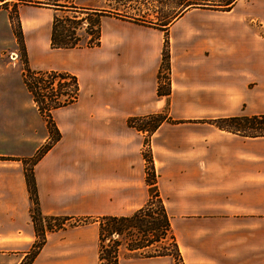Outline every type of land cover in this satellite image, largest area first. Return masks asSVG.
Segmentation results:
<instances>
[{
  "label": "crops",
  "instance_id": "obj_1",
  "mask_svg": "<svg viewBox=\"0 0 264 264\" xmlns=\"http://www.w3.org/2000/svg\"><path fill=\"white\" fill-rule=\"evenodd\" d=\"M26 2L30 5L19 17L29 66L70 73L80 84L78 101L56 110L61 138L33 167L43 215L105 214L103 205L102 210L94 205V196L105 192L119 214L132 211L130 205L142 206L145 173L140 157L127 155L136 134L128 120L166 111L169 119L191 128L177 151L165 136L169 123L152 134L160 194L185 264H264V137L240 136L212 123L264 113V0H238L231 11L195 7L168 25L112 8L77 5L104 14H99V43L73 48L52 46L57 5ZM2 15L0 132H9L27 119L15 112L14 74L25 82L23 69L16 71L8 55L16 34L10 18ZM166 39L170 93L165 96L159 94V74ZM54 54L58 64L46 62ZM28 95L34 118L30 127L38 140L29 153L0 150V219L7 221V231L22 227L33 240L26 162L50 132ZM104 147L106 157L95 156V149ZM102 164L106 174L96 173ZM98 228L91 223L47 231L32 264H86L83 250L88 239L97 241L98 250ZM136 264L174 261L170 256L142 257Z\"/></svg>",
  "mask_w": 264,
  "mask_h": 264
},
{
  "label": "rangeland",
  "instance_id": "obj_2",
  "mask_svg": "<svg viewBox=\"0 0 264 264\" xmlns=\"http://www.w3.org/2000/svg\"><path fill=\"white\" fill-rule=\"evenodd\" d=\"M26 1H32L33 6L37 7H43L44 5H41L40 1L42 0H0V24L3 22V15L6 16V18H10V22L12 24L13 30L15 31V39L13 42L14 49L10 50V53L16 52L18 55L15 61V69L16 71H21L23 68H26L29 63H27L26 60V54H24L23 49V41L21 37L18 35L20 34V17L19 14L21 11L25 10L27 8V5L29 2ZM176 1L177 0H45L44 3H55L57 5V15L60 20V28L58 29V35L60 37H66V40L63 42L74 43V38L79 37L78 34L85 33V26L82 23L83 21L87 22L90 27L92 28V32L96 31L98 32V20L100 21V15L104 14L102 13H95L91 11H86L80 6H98L102 11H106L107 8H112L114 10H119L120 12L126 14L128 13L131 16H138L142 20H146L148 22H157L158 25H162L161 23H164L166 21H169L175 12L176 7ZM214 3H217L219 1L223 0H212ZM238 1V0H237ZM7 2V4H5ZM30 5V4H29ZM28 5V6H29ZM235 7V5H234ZM233 7V8H234ZM205 9H209L212 11H224V10H217L207 7H201ZM39 11H43L42 8H38ZM232 10V9H231ZM231 10H225V11H231ZM157 17L160 18V20H157ZM83 19V20H80ZM163 20V22H161ZM172 23V22H171ZM87 27V26H86ZM96 27V28H95ZM2 27L0 26V31ZM62 32V34H61ZM94 34V33H93ZM94 34V35H95ZM85 39H88L87 35L84 34ZM85 41H81L80 44H84ZM165 47V46H164ZM25 55V56H24ZM52 62L54 64H58L59 59L54 54L51 56L50 59H48L46 62ZM159 74V85L164 91L166 89V84L168 83L170 79V71L166 68L160 69ZM50 80V81H49ZM54 83L52 79L45 80L40 83V87H47V89H51L52 87L57 88L59 81L61 79L59 78H53ZM49 82H52L49 84ZM52 87H49V86ZM46 89H44L45 91ZM13 100L15 102V112L20 111L21 116L23 115V118L26 119V123H23L21 125L14 126V130L9 132H0V150H4L6 152L10 153H29L32 151L35 143L38 140L36 132L30 127V119L31 122H33V112H29L28 101H29V95L28 90L23 85V82L21 80V77L19 73L14 74V84H13ZM33 105V103H32ZM70 106V105H69ZM31 107V106H30ZM68 106H64L61 108H65ZM59 108V110L61 109ZM58 110V109H57ZM31 111H33L31 109ZM35 111V110H34ZM166 112V111H165ZM30 116L29 118V114ZM15 114L13 120L17 121L19 118ZM57 115V111L53 114V122L56 124L55 117ZM46 121V119H45ZM160 123L159 125H162L163 123L168 124V130L165 133V136L168 140H170L171 149L175 147L173 150H178L180 147V144H177L183 136H187L189 134V129L191 128H185L184 125L178 124L177 120L169 119L167 114L160 113L155 117L152 116H144V117H131L128 120L129 127L133 129V131L136 133L134 134V140L130 142L129 147H131L132 154L127 155H138L140 157V160L142 162V166L144 167V173H145V185H144V193L143 197L141 198L142 206L138 207L137 205H130V212L126 214H119L120 212L114 211L112 208H110V204L108 201V197L106 196V192L103 194H96L94 196V205H97V207H100L102 210L103 208L106 209L105 214H97V213H81L78 215H72V216H61L59 221H55L54 219H43L38 220V228L41 230L40 235L37 233V238L30 240L27 237V232L22 227L13 229V231H7V221L0 219V264H32L34 259L39 255L40 251L42 250L45 241H46V234L47 231H51L54 229L60 228H66V227H74L78 225H84V224H91L95 223L96 225L98 223H105L106 216H125V215H131L134 212L139 211L141 208L146 209L147 206L151 209L150 211H156L157 214L160 213L159 208V202L156 199L155 195L152 194V192L155 190V186L151 185L150 182H152V179H154V168H156V172L158 173L157 164L155 161V154L153 149V141H152V133H148L147 131L142 132L138 128L141 126H147L149 128H152L156 124ZM47 124V121H46ZM40 127L43 129V123L40 124ZM160 127V126H159ZM158 127V128H159ZM200 128H196L195 130L198 131ZM50 131V130H49ZM61 132L57 131V128H52L51 133L49 134L48 141L46 142V145L48 147H53L56 139L59 138ZM62 136V134H61ZM52 137V140L50 141V138ZM156 140V139H155ZM57 141V140H56ZM48 143V144H47ZM45 145V146H46ZM43 148V147H42ZM46 150V149H44ZM116 152H118V149H116ZM95 156H105L106 157V147L103 149H95ZM39 152L32 157V160H29L26 162V168L31 170L34 165V161L36 160ZM40 155V154H39ZM97 158V157H96ZM124 165V164H119ZM160 165V164H159ZM98 166V165H96ZM118 166V164L114 165ZM161 166V165H160ZM96 173H102L105 172L106 174V164H102L100 166L99 172ZM155 172V173H156ZM149 174V180L147 179V175ZM159 178V177H158ZM106 185V184H105ZM158 188H159V184ZM151 193V194H150ZM153 195V196H152ZM164 200V199H163ZM128 202V199L126 200ZM165 203V201H164ZM166 206V203H165ZM33 207V204H32ZM31 207V208H32ZM97 208L96 206H94ZM169 213V211H168ZM119 214V215H118ZM161 215V214H160ZM157 216L154 214V217ZM169 216L172 220V216L169 213ZM155 226V224L153 225ZM152 224L150 227H153ZM106 235V231H105ZM151 235V236H150ZM153 235L156 237L157 234L152 233V229L150 230V233L146 237L147 239H152ZM87 237L90 238V234H87ZM154 237V238H155ZM45 239V240H44ZM94 242V243H93ZM110 241V245H111ZM96 246L94 250H91L92 246ZM106 244V240H105ZM135 245L138 244L134 243ZM133 243H126L125 246L122 245L117 246V249L115 247L112 255L115 256L114 252L117 251L119 261L118 263L121 264H136L141 256L144 254H152L161 252L162 250L169 248L173 251V241L168 238L166 240H161L160 242L155 243L154 245L148 247V248H140L139 250H132L131 245H134ZM128 248V249H127ZM126 249V250H125ZM84 254L81 258L82 261H84L86 264H100L99 262V246L97 250V241H91V239H88V244L86 251H84ZM105 255V254H104ZM105 257V256H104ZM105 259V258H104ZM185 263V262H184ZM178 264H182L179 262Z\"/></svg>",
  "mask_w": 264,
  "mask_h": 264
},
{
  "label": "trees",
  "instance_id": "obj_3",
  "mask_svg": "<svg viewBox=\"0 0 264 264\" xmlns=\"http://www.w3.org/2000/svg\"><path fill=\"white\" fill-rule=\"evenodd\" d=\"M236 3L237 0H223L217 3H214L212 0H177L174 15L169 21H166L161 24L168 25L171 22H173L174 19L180 17L185 12L195 7H207V8L225 11V10H231L234 7V5H236ZM5 4H7V2ZM52 4L56 5L55 3ZM157 20H160V18L157 17ZM161 22H163V20ZM82 23L85 26L84 27L85 33H83V35L78 34L79 37L75 36L74 43L67 44L68 42H63L66 40V37L64 36L60 37V35H58V29L60 28V20L58 18V15H56L53 21V30H52V38H51L52 46L62 47V48H73V47H82V46H94L98 44L100 39V27L98 26L99 27L98 32L96 31L95 34V32H92V28L87 22L83 21ZM153 23H157V22H153ZM20 34L18 35V37L19 36L21 37ZM84 34L87 35L88 39H85ZM81 41H85L84 44H80ZM168 43L169 40L166 39L165 47L163 50L161 69L166 68L167 70L170 71V52H169ZM23 52L24 54H26L25 49H23ZM25 58L28 63L27 56ZM56 77L61 79V81H59L58 83L57 88L52 87L51 85L49 86L52 87L50 90L47 89L48 86L45 88L40 87V83L48 79H52L54 83L53 78ZM23 78L25 85L32 96V100L34 101L36 107L38 108L44 119H46L47 121V126L48 129L50 130L49 132L51 133L52 128H57V131L59 132L57 125L52 120L53 114L57 109L64 106L72 105L78 101L80 97V84L78 78L75 75H72L67 72H58L54 70L51 71L35 70L32 69L29 66V64L27 65L26 68H23ZM51 83L52 82H49V84ZM166 86H167L166 89L162 91L159 85L160 95L166 96L170 93V79L166 84ZM44 89L46 90L44 91ZM160 113L166 114L165 111H162ZM158 114L152 115V117H155ZM212 123L221 130H225L240 136L251 137V138L264 137V113L253 114V115L242 114L231 117H222L212 120ZM159 124L160 123L156 124L152 128H149L147 126H141L138 129L142 132L147 131L148 133L153 134L160 126ZM60 138H61V134L59 138L56 140L58 141ZM51 140L52 137L50 138V141ZM56 140L53 141V143H56L57 142ZM45 145L43 146V148L39 150L40 155L38 154L36 160L41 158L51 148ZM36 160L34 161L33 165L35 164ZM154 170H155L153 174L154 179H152V182H150L149 180V174L147 175L148 176L147 179L151 183V185L155 186V190L152 192V194L155 195L156 199L159 202L158 211L160 210V213L157 214V212L154 210L150 211L151 209L149 208V206H147L146 209L141 208L139 211L134 212L131 215L108 216V218L106 216L105 223H98V227H99L98 255H99L100 264H121L118 263L119 261L117 260L118 258L117 246L120 247L122 245L125 246V244L128 243V241L129 243H133V244L138 242L137 245L135 244L131 245V249L139 250L140 248H148L154 245L155 243L160 242L161 240H166L168 238H170L173 241V251L172 249L166 248L161 252L144 254L141 257L151 258V257H159V256H170L173 259L174 264H178L179 262L185 264L182 252L180 250V246L177 242V238L175 236L171 224V218L169 216L168 210L165 206L164 200L160 194V190L157 185L159 175L156 172V168H154ZM26 180L28 183L30 198L33 204V207L31 208V212H32V219L35 225L36 235L37 233L40 235L41 230L38 228V220H43L46 218V219H54L55 221H59L61 217H46L41 212L39 198H38L37 184L34 175V168H32L31 170L26 168ZM154 214H156L157 216L154 217ZM151 224L152 226L155 224V226L150 227ZM151 229H152V233L157 234V236L155 237L153 235L152 239H147L146 237L150 233ZM105 231H106V235H105ZM105 240H106V244H105ZM110 241L112 242L111 245L109 244ZM114 245L117 249V251L114 252L115 256L112 255L115 249Z\"/></svg>",
  "mask_w": 264,
  "mask_h": 264
},
{
  "label": "built area",
  "instance_id": "obj_4",
  "mask_svg": "<svg viewBox=\"0 0 264 264\" xmlns=\"http://www.w3.org/2000/svg\"><path fill=\"white\" fill-rule=\"evenodd\" d=\"M17 54H16V52H11V54H10V58L12 59V60H15L16 58H17Z\"/></svg>",
  "mask_w": 264,
  "mask_h": 264
}]
</instances>
